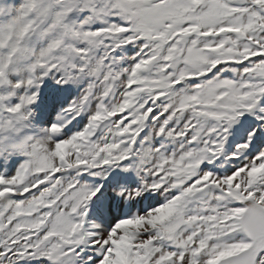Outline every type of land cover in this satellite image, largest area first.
<instances>
[{"label":"snow or ice","instance_id":"snow-or-ice-1","mask_svg":"<svg viewBox=\"0 0 264 264\" xmlns=\"http://www.w3.org/2000/svg\"><path fill=\"white\" fill-rule=\"evenodd\" d=\"M0 264H264V0H0Z\"/></svg>","mask_w":264,"mask_h":264}]
</instances>
